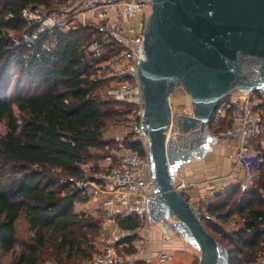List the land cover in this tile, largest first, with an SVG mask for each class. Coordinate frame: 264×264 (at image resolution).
<instances>
[{"label":"trees","instance_id":"1","mask_svg":"<svg viewBox=\"0 0 264 264\" xmlns=\"http://www.w3.org/2000/svg\"><path fill=\"white\" fill-rule=\"evenodd\" d=\"M64 2L0 0V120L5 125L0 132V253H10L0 264H88L100 225L91 213L76 211L75 204L88 200V193L75 181L85 177L81 165L92 157L90 149L106 144V122L127 118L134 106L110 91L111 77L96 74L99 62L121 52L115 39L107 37L108 48L99 58L86 57L90 40L102 38L101 27L84 32L73 22L41 32L31 47L24 44L23 33L35 24L27 23L22 9H57ZM45 43L51 44L49 51L42 48ZM256 62L240 58V70L251 74ZM23 76L29 83L26 93L6 99L11 84L15 88ZM123 142L145 152L131 132ZM262 153L254 185L242 193L237 183L224 188L202 219L227 249L229 264H262L264 148ZM21 216L25 228L18 235ZM117 225L134 231L140 219L119 218Z\"/></svg>","mask_w":264,"mask_h":264},{"label":"water","instance_id":"2","mask_svg":"<svg viewBox=\"0 0 264 264\" xmlns=\"http://www.w3.org/2000/svg\"><path fill=\"white\" fill-rule=\"evenodd\" d=\"M240 58L256 59L251 74L240 70ZM137 79L144 151L155 178L147 215L198 248L196 264H229L227 249L207 231L174 181L196 141L205 147L217 139L207 126L218 101L233 90H264V0H151ZM177 87L187 94L190 112L172 117L169 96ZM171 122L177 133L168 136Z\"/></svg>","mask_w":264,"mask_h":264},{"label":"built area","instance_id":"3","mask_svg":"<svg viewBox=\"0 0 264 264\" xmlns=\"http://www.w3.org/2000/svg\"><path fill=\"white\" fill-rule=\"evenodd\" d=\"M150 9L151 0H76L68 7L45 9L33 5L21 11L28 24H35L33 30L22 35L27 47L34 44L41 32L56 26L64 28L68 22L75 20L83 30L90 29L92 25L103 29L102 38L91 39L85 48L86 57L89 59L99 58L107 50V37L115 39V43L122 48L121 52L99 62L97 72L100 73L101 69H106L107 72L97 76L111 77L110 91L116 97L134 104L135 117L132 119L131 133L140 141L143 149L147 140L140 127L143 100L137 79V67L144 34L143 22ZM15 42L18 40L15 39ZM50 46L51 44L45 43L42 48L49 51ZM172 124L173 122L170 123L168 136L177 133L175 124V130L170 132ZM207 129L218 138H238L235 169L243 172V177L237 179L239 191L242 193L254 185L255 138L264 131V90L260 88L249 91L237 100L231 95L222 97L213 110ZM116 139V164H102L99 173H93L89 179H77L75 184L83 189L89 187L93 194L100 195L98 202L107 218H147L146 206L149 198L154 195L155 185V178L150 170V158L146 152L139 154L124 143V138ZM195 185L194 181L175 177L174 188L193 205L197 216L204 219L207 216L208 198H214L220 189L209 187L203 192L200 191L195 198H188V189ZM212 218L215 220L213 216ZM145 240V234L142 233L136 246L137 251L144 249ZM171 257L168 251H160L156 256L160 262H166ZM258 263L264 264V256L258 259ZM88 264H118L114 247L104 246Z\"/></svg>","mask_w":264,"mask_h":264},{"label":"crops","instance_id":"4","mask_svg":"<svg viewBox=\"0 0 264 264\" xmlns=\"http://www.w3.org/2000/svg\"><path fill=\"white\" fill-rule=\"evenodd\" d=\"M249 91H240L233 90L227 95H231L234 100L240 99L243 94H246ZM173 93V92H172ZM171 93V95H172ZM170 95V96H171ZM225 95V96H227ZM169 96V105L170 103ZM179 114V113H178ZM129 127V126H128ZM131 128V127H130ZM131 130L125 128H118V132L123 133V135H127ZM208 133L212 136H215L211 131L207 129ZM126 133V134H125ZM216 137V136H215ZM219 139H227L226 144H219ZM197 142V147H195V151L193 154L189 156L187 160L181 163L180 167L177 169L176 176L184 178L186 180L194 181L196 185L187 191L188 198H195L196 195L200 191H205L209 187H217L220 189L215 197L219 196L223 189L228 187L229 185L236 184L237 179L243 177L242 170L235 169L236 162V149L238 145V138H218L210 139L206 142L207 145L205 147H201L198 145L200 142ZM205 143V142H203ZM202 143V144H203ZM216 145L219 146V151L221 157H217V159L213 162H207L204 158L205 156L216 149ZM255 150L256 157L254 158V174L255 180L259 174V167L263 160L262 149L264 148V131L255 138ZM197 151V152H196ZM107 159V158H106ZM106 159L98 160L94 164L90 165L88 162L83 163L81 166L86 173H92V171H98L101 169L102 164L110 165V162L106 163ZM102 161V162H101ZM193 161H198V163H192ZM201 161V162H200ZM96 171V172H97ZM95 173V172H94ZM92 174L89 176L91 177ZM90 195L94 197L95 201L100 198L99 194H93L90 191ZM214 197V198H215ZM214 198H208L207 204L210 203ZM79 203V202H78ZM78 203L75 204L76 211H87L86 207L79 206ZM206 204V206H207ZM84 205V204H83ZM99 207V206H97ZM95 208L91 211L94 212ZM147 221L149 225L140 226L136 228L134 231L132 230H124L119 227L120 231L125 239L120 242V246L123 249L124 254V262L120 264H193L199 258L200 251L193 244L188 242L182 233L175 231L170 232L166 230L167 228L161 224L159 220H151L150 217H147ZM169 222H173L170 219ZM145 234L144 241V249L139 252L137 251V244L141 239V234ZM133 234H136L134 236ZM132 237V238H131ZM132 247L131 251H128V247ZM160 251H168L171 254V258L166 262H160L156 258L157 254Z\"/></svg>","mask_w":264,"mask_h":264},{"label":"rangeland","instance_id":"5","mask_svg":"<svg viewBox=\"0 0 264 264\" xmlns=\"http://www.w3.org/2000/svg\"><path fill=\"white\" fill-rule=\"evenodd\" d=\"M74 1H76V0H65L64 4H61L60 6H67L68 7L69 4H71ZM76 21L77 20H75V23L78 22V21L77 22ZM145 22H146V18L143 22L144 26H145ZM72 23L73 22H68V26H71ZM81 30L84 32H90L89 28L87 30H83V29H81ZM13 72H14V74L12 76L14 78L13 80H15V78H17V67H14ZM105 72H107L106 69H101L100 73L97 72L96 74H101V73H105ZM28 87H29L28 80H25V77L23 76L22 79L20 80V83L18 86H16L14 88L13 84H11L10 88L6 92V99H9V98L12 100L15 99L20 94L26 93V91L28 90ZM30 91L32 92L31 89H30ZM170 103H171L170 110H171L172 117H174L178 113L185 114V113L190 112L189 98H188L187 94L180 87H177L173 91L172 95L170 96ZM133 108H134V106H133ZM133 108H132V110H131V112L127 118H125L123 116L122 117L119 116V121L110 120V121L106 122V128L103 130L104 131V138L107 140V141H105L106 144L101 146V147L90 149V151L92 153V157L87 161L90 165L94 164L98 160L99 161L100 160L105 161L104 159H106V158H107L106 163L110 162V165L116 164V162H117V149H118V140L116 138H119V139L124 138L125 139V137L129 134V133H127L126 136L123 135V133L118 132V128H125L126 127L128 130H131L130 127H132V124H133L132 119H133V117H135L134 116L135 113H134ZM15 112H17L16 107H15ZM4 127H5L4 121L0 120V132L4 131ZM171 127L172 128H171L170 132H173V130H175L174 129V123L171 125ZM226 143H228L227 139H219V144H226ZM219 146L220 145H216V147H215L216 149H214V151L209 152L205 156L204 159L207 162H213L217 159V157H221L222 154H220ZM192 163L196 164V163H198V161H193ZM100 170H98V171L96 170L97 172L91 170V172H92L91 174L93 175L94 172L97 174L100 172ZM91 174L88 173V171H86L84 178L89 179L90 178L89 176ZM84 189L88 193V200H86L85 202H80V203H78V205L82 206V207H86L87 209H90V210H87L86 212L91 213L97 220H99V225H100V233L94 240L95 250H94L93 254H91V256L89 257L88 263H90L92 260V257L96 253H99L103 249V247L106 245H112L114 247L115 253H116L117 259H118V264H120L121 262H124L125 259H124L123 249L120 246V240L122 238H125V236H123V234H121L117 228L118 227L117 220L121 217L115 216L114 218H107L104 215V213L100 207V202L97 201V198L95 201L93 195L92 196L90 195V193H89L90 188L87 187ZM97 206H99V207H97ZM94 208H95L94 212H91ZM134 217H138L140 219V226L149 225L147 218H140L139 216H134ZM227 224L229 225V223H227ZM24 226H25V219L23 216H21L17 222L18 235L24 234V228H25ZM128 248L132 250L131 246ZM9 258H10V253H6V254L0 253V262H2V263L7 262L9 260Z\"/></svg>","mask_w":264,"mask_h":264}]
</instances>
